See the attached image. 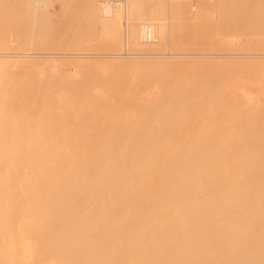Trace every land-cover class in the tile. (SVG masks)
Returning a JSON list of instances; mask_svg holds the SVG:
<instances>
[{"label":"bare ground","instance_id":"bare-ground-1","mask_svg":"<svg viewBox=\"0 0 264 264\" xmlns=\"http://www.w3.org/2000/svg\"><path fill=\"white\" fill-rule=\"evenodd\" d=\"M0 22V264H264V0Z\"/></svg>","mask_w":264,"mask_h":264},{"label":"rangeland","instance_id":"rangeland-1","mask_svg":"<svg viewBox=\"0 0 264 264\" xmlns=\"http://www.w3.org/2000/svg\"><path fill=\"white\" fill-rule=\"evenodd\" d=\"M0 25H2L1 22H0ZM12 25H13V24H12ZM2 27H3V28H2ZM263 27H264V22L261 24V28H263ZM6 28H8V27H4V25L0 26V30H1L0 33L2 32V33L0 34L1 36H3L6 32H7V33L5 34L6 37H9V36L11 35V32H13L12 34H14V32H15V34H17V32L14 30V29H15L14 27L10 26V29H12V30H9V32L6 31ZM4 29H5V30H4ZM13 30H14V31H13ZM4 32H5V33H4ZM256 32L262 36V34L264 33V28L261 29V30H258V31H256ZM9 33H10V34H9ZM35 33H36V31H35V29H34V27H33V28L31 29L30 36H29V38H30V39H29V45H30V48H33V46H34V38H36V36H35L36 34H35ZM7 34H9V36H7ZM11 36H12V35H11ZM13 37H14V35H13ZM13 37H12V38H13ZM262 37H264V35H263ZM217 71H219V70H217ZM220 71H221V73H220V72H219V73H220L222 76H223L224 73H226L225 71H223V72H222V70H220ZM217 73H218V72H217ZM222 73H223V74H222ZM238 73H240V72H238ZM238 73L236 74V75H237V78L239 77L240 80H241V79L243 80V79H244V78H242V77H243V76H242L243 73H240L241 75H239ZM220 74H219V75H220ZM227 74H228V73H227ZM227 74H225L227 78H225V77L223 76L225 79H223V77H221V75H220V76H219V75H216V77H215V76H212V78H210V80L212 79L211 81H213V84L215 83L216 86H217V85H220V86H217V88H221V85L223 86L222 88H226V87L229 85V84H227L228 82L226 83V81H228V80H227L228 78H229V80H230V76L228 77ZM229 75H230V74H229ZM243 75H244V74H243ZM217 76H218V79H219V80H218V79L216 80ZM233 76H234V78H235V79H234V80H235L234 83H237V84H238L240 81L238 82V81L236 80V76H235V74H233ZM233 76H232V77H233ZM240 76H241V77H240ZM220 77H221L223 80H222ZM232 77H231V78H232ZM255 77H256V76H255ZM255 77L253 76V80L255 79ZM213 78H214V79H213ZM239 78H238V80H239ZM247 78H248V77H247ZM251 79H252V78H251ZM231 80H233V78H232ZM231 80H230V81H231ZM247 80H248V79H247ZM218 81H219V82H218ZM243 81H244V80H243ZM243 81H241V82H243ZM245 81H246V80H245ZM245 81H244V82H245ZM248 81H250V80H248ZM217 82H218V83H217ZM219 83H221V84H219ZM222 83H223V84H222ZM229 83H230V82H229ZM241 84H242V83H241ZM241 84H239L238 86H240ZM226 85H227V86H226ZM232 85L235 86V84H233V83H232ZM233 86H232V87H233ZM236 86H237V85H236ZM238 86H237V87H238ZM228 87H229V86H228ZM228 87H227V88H228ZM230 87H231V84H230ZM230 87H229V88H230ZM230 89H233V88H230ZM218 113H219V112H218ZM257 128H258V127H257Z\"/></svg>","mask_w":264,"mask_h":264},{"label":"built area","instance_id":"built-area-1","mask_svg":"<svg viewBox=\"0 0 264 264\" xmlns=\"http://www.w3.org/2000/svg\"><path fill=\"white\" fill-rule=\"evenodd\" d=\"M127 0H101L103 8L107 13L114 5H123Z\"/></svg>","mask_w":264,"mask_h":264}]
</instances>
